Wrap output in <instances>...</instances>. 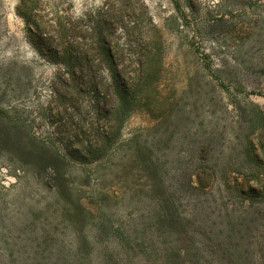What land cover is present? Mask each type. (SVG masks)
Returning a JSON list of instances; mask_svg holds the SVG:
<instances>
[{"label":"rangeland","instance_id":"obj_1","mask_svg":"<svg viewBox=\"0 0 264 264\" xmlns=\"http://www.w3.org/2000/svg\"><path fill=\"white\" fill-rule=\"evenodd\" d=\"M151 27L161 35L154 48L162 52L160 116L133 103L119 148L96 161L92 123L106 130L109 116L92 90L80 95L81 83L70 79L75 66L62 58V29L79 34L66 38L76 46L100 31L113 34L114 50L131 54L142 45L135 34ZM108 70L102 64V76ZM0 123H9L13 136L21 130L22 144L35 138L59 169L0 137V264L76 260L85 238L111 247L112 240L98 243L93 235L110 210L94 214L108 197L123 219L130 215L122 169L136 140H157L165 163L235 162L233 171H220L223 182L264 178V0H0ZM253 145L258 162L246 158Z\"/></svg>","mask_w":264,"mask_h":264},{"label":"trees","instance_id":"obj_2","mask_svg":"<svg viewBox=\"0 0 264 264\" xmlns=\"http://www.w3.org/2000/svg\"><path fill=\"white\" fill-rule=\"evenodd\" d=\"M125 5L132 11L129 15L136 17L131 3ZM139 31L142 34L135 35L142 40L141 48L129 54L114 50L113 34L100 31L90 42L76 46L67 39L79 34H67L62 29V58L75 66L70 70V79L81 83L80 95L83 88L92 90L98 99L96 107L109 116L106 130L101 121L92 123L96 140L91 152L99 153L96 161L110 157L113 147L112 152L119 148V134L133 113V103H139L153 118L160 116L156 77L161 71L162 52L154 48L160 47L161 35L154 34L153 27ZM104 63L109 74L102 76ZM70 93L68 86L63 94L66 100ZM19 133L13 136L11 125L0 123V137L7 143L15 142L19 151L28 147L23 150L28 157L44 159L43 165L59 170L54 166L56 157L46 147L35 138L22 144L24 134L21 130ZM134 144L122 169L128 175L129 192L124 193V202L130 215L123 219L121 208L109 204L108 197L99 199L94 214L98 217L110 210L108 218H100L93 235L98 243L112 240L111 247L88 244L85 238L76 260L1 264H264V204H257L259 198H264V178L260 174H254L255 182H223L220 171H233L238 166L235 162L224 166L216 161L205 165L165 163L154 138L136 140ZM235 153L234 159L239 152ZM189 154L194 157L192 151ZM246 155L248 162L260 159L254 145L246 149ZM83 207L79 203L76 209L83 212Z\"/></svg>","mask_w":264,"mask_h":264}]
</instances>
